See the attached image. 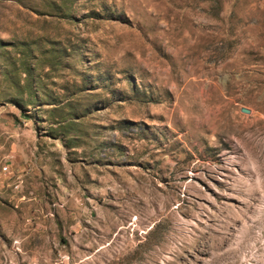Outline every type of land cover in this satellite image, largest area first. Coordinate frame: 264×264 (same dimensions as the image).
<instances>
[{
    "label": "rangeland",
    "instance_id": "374dc122",
    "mask_svg": "<svg viewBox=\"0 0 264 264\" xmlns=\"http://www.w3.org/2000/svg\"><path fill=\"white\" fill-rule=\"evenodd\" d=\"M0 264H264V0H0Z\"/></svg>",
    "mask_w": 264,
    "mask_h": 264
},
{
    "label": "water",
    "instance_id": "95a60500",
    "mask_svg": "<svg viewBox=\"0 0 264 264\" xmlns=\"http://www.w3.org/2000/svg\"><path fill=\"white\" fill-rule=\"evenodd\" d=\"M241 111L248 113L249 112V109L241 108Z\"/></svg>",
    "mask_w": 264,
    "mask_h": 264
}]
</instances>
